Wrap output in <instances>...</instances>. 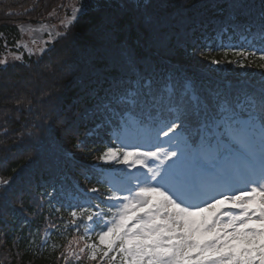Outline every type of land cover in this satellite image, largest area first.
I'll use <instances>...</instances> for the list:
<instances>
[{
  "label": "snow or ice",
  "instance_id": "1",
  "mask_svg": "<svg viewBox=\"0 0 264 264\" xmlns=\"http://www.w3.org/2000/svg\"><path fill=\"white\" fill-rule=\"evenodd\" d=\"M213 6L226 12L225 24L239 30L245 43L204 44L185 55L238 68L246 67V60L250 66L251 57L264 61V0ZM168 7V0H80L60 21L63 32L48 29L39 42L33 36L31 47L17 42L30 62L23 54L0 59V67L17 61L28 68L38 65L74 23L91 17L84 46L104 62L106 72L84 94L94 124L86 137L116 145L106 146L96 159L125 167L92 165L85 171L86 180L107 183L109 195L101 200L92 187L86 207L69 201L72 219L64 224L77 235L66 245H52L63 247L58 259L64 264L85 259L89 264H264V72L255 84L229 79L204 84L177 68L165 31ZM256 67L264 69V63ZM45 71L54 67L41 74ZM22 102L16 101L18 111ZM77 128L69 123L66 132ZM49 130L54 131L51 125ZM82 143L78 140L77 147ZM14 184L15 178H0L5 197L26 191L22 183ZM67 195L73 197L71 191ZM50 229L59 230L49 224L45 236Z\"/></svg>",
  "mask_w": 264,
  "mask_h": 264
},
{
  "label": "trees",
  "instance_id": "2",
  "mask_svg": "<svg viewBox=\"0 0 264 264\" xmlns=\"http://www.w3.org/2000/svg\"><path fill=\"white\" fill-rule=\"evenodd\" d=\"M84 2L90 4L93 0ZM226 2L168 0L171 7L165 11L164 22L168 40L175 48L171 61L204 84L225 79L233 83L248 80L255 84L264 72L256 67L264 63L258 58L251 57L254 62L250 66L246 60V67L238 68L212 65L207 57L198 54L185 55L204 44L245 43L240 40L239 30L225 24L226 12L213 6ZM74 4L70 0H0V53L17 50L23 24L56 21L60 19L57 16L67 10L72 12ZM90 27L91 17L88 16L74 23L68 36L56 40L53 51L38 65L32 63L28 68L24 63L15 62L0 67V178H15V188L21 183L26 188L23 195L10 191L7 197L0 188V264H64L58 259L63 247L53 249L52 245H66L77 235L64 224L72 219L69 201L86 207L87 190L92 187L99 189L101 200L109 195L107 183L96 178L86 180L84 175L92 165L110 168L111 165H104L96 158L106 146H116L105 144L97 137H86L94 124L86 115L91 104L84 94L102 80L106 72L104 62L97 60L92 50L84 46ZM225 27L227 31L220 36ZM254 47H260V43L254 42ZM211 55L222 58L218 51ZM49 65L54 71L41 74ZM22 98L18 111L16 101ZM73 122L78 128L69 134L66 128ZM49 125L54 131L50 132ZM27 130H31V136L19 135ZM101 137L111 141L107 131H102ZM78 140L84 141L79 147ZM69 191L72 198L67 195ZM58 208L60 210L56 211ZM49 224L58 225L59 230L50 229V234L45 236ZM79 234H84L83 229ZM79 264L89 262L85 259Z\"/></svg>",
  "mask_w": 264,
  "mask_h": 264
},
{
  "label": "rangeland",
  "instance_id": "3",
  "mask_svg": "<svg viewBox=\"0 0 264 264\" xmlns=\"http://www.w3.org/2000/svg\"><path fill=\"white\" fill-rule=\"evenodd\" d=\"M75 1H78V0H70V3L74 4ZM68 8H70V7L68 6ZM71 13L72 12H70V10L69 11L67 10L65 13L60 14L59 16H57L60 19H58L56 21L42 22V23L29 22L27 24H23L22 25L23 34H22L21 30H20L21 37H20V39L18 41L21 43V45H23L24 43H29L30 40L34 36L37 39V41L39 42L42 39H46L47 38V30L48 29H52L53 33H55L56 30H59V31L63 32L64 29L58 27L59 24H60V21L63 20V19H66L67 17H70ZM42 26H47V28L43 32L39 31L42 28ZM31 29H36L37 31L34 32V33H31ZM29 46L31 47L30 43H29ZM16 49H17L16 51L10 50L7 53H0V59H3L5 56H8L9 59H10L13 54H23V60L24 61L27 58H29L28 54H27V51L22 46L19 47V48L16 46ZM17 62H19V61H17ZM10 63H13V62H10ZM108 165H114V164H108ZM114 166H116V168H124L125 167L123 165H114ZM129 171L132 172V173H135L136 170L135 169H131Z\"/></svg>",
  "mask_w": 264,
  "mask_h": 264
}]
</instances>
